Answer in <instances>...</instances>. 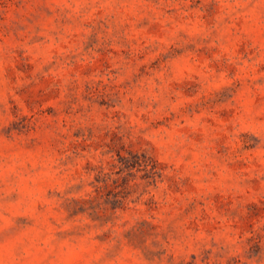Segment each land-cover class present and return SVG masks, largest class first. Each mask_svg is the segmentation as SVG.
<instances>
[{
  "label": "rangeland",
  "instance_id": "374dc122",
  "mask_svg": "<svg viewBox=\"0 0 264 264\" xmlns=\"http://www.w3.org/2000/svg\"><path fill=\"white\" fill-rule=\"evenodd\" d=\"M0 264H264V0H0Z\"/></svg>",
  "mask_w": 264,
  "mask_h": 264
}]
</instances>
